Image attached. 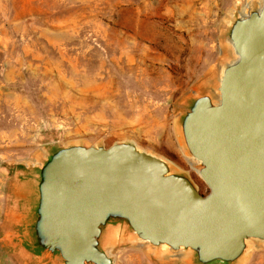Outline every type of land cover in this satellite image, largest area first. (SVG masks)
Here are the masks:
<instances>
[{
	"label": "rangeland",
	"instance_id": "rangeland-1",
	"mask_svg": "<svg viewBox=\"0 0 264 264\" xmlns=\"http://www.w3.org/2000/svg\"><path fill=\"white\" fill-rule=\"evenodd\" d=\"M259 2L0 0V264H38L16 236L18 173L53 143L132 141L207 193L176 119L234 59L229 19ZM110 254L115 264H189L125 233ZM242 264H264V246Z\"/></svg>",
	"mask_w": 264,
	"mask_h": 264
},
{
	"label": "water",
	"instance_id": "water-1",
	"mask_svg": "<svg viewBox=\"0 0 264 264\" xmlns=\"http://www.w3.org/2000/svg\"><path fill=\"white\" fill-rule=\"evenodd\" d=\"M235 12L234 59L176 119L191 177L132 141L51 144L18 173L14 224L38 264H115L120 233L189 264H242L264 246V0Z\"/></svg>",
	"mask_w": 264,
	"mask_h": 264
},
{
	"label": "bare ground",
	"instance_id": "bare-ground-1",
	"mask_svg": "<svg viewBox=\"0 0 264 264\" xmlns=\"http://www.w3.org/2000/svg\"><path fill=\"white\" fill-rule=\"evenodd\" d=\"M262 2H263V0H260V3H261V4H262ZM245 5H246V6H245ZM245 5H244V7H243L244 9L242 8V14H246V10L248 9V6H249L248 3H246Z\"/></svg>",
	"mask_w": 264,
	"mask_h": 264
}]
</instances>
